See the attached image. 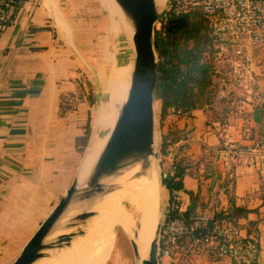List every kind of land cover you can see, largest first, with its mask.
I'll list each match as a JSON object with an SVG mask.
<instances>
[{
  "label": "crops",
  "instance_id": "crops-1",
  "mask_svg": "<svg viewBox=\"0 0 264 264\" xmlns=\"http://www.w3.org/2000/svg\"><path fill=\"white\" fill-rule=\"evenodd\" d=\"M59 28L73 52L76 35L58 0H26L0 36V264L12 263L71 185L84 158L77 138L89 104L82 100L79 109L61 110L63 97L78 89L79 71L72 52L59 46ZM237 90L223 92L234 95ZM263 99L221 97L219 105L195 108L172 122L163 120L160 99L156 109L158 134L162 139L181 135V158L192 168L177 192L181 211H195L216 198L228 211L217 217L234 218L245 233L259 238L258 264H264ZM97 121L96 116L95 125ZM170 193L163 185V211ZM234 208L238 210L230 216ZM190 240H181V264H234L210 250L191 251ZM160 264L174 263L163 257Z\"/></svg>",
  "mask_w": 264,
  "mask_h": 264
},
{
  "label": "built area",
  "instance_id": "built-area-1",
  "mask_svg": "<svg viewBox=\"0 0 264 264\" xmlns=\"http://www.w3.org/2000/svg\"><path fill=\"white\" fill-rule=\"evenodd\" d=\"M25 1L0 0V36L8 25L15 22ZM196 11L201 12L210 36L212 73L209 88L219 81L220 93L227 88L247 90L256 73L253 49L264 46V0H169L155 23L156 33L165 35L171 19L192 15ZM222 95L224 92L214 96L205 106L219 105ZM185 113L182 107L169 105L163 120L172 122ZM183 143L181 135L164 141L159 157L162 180L177 176ZM185 164V172H191L190 164ZM229 165L232 169L231 162ZM231 176H235L233 170ZM176 206L178 214L169 216L167 208L161 223L160 259L167 257L174 264H181V240L190 237L191 251L210 250L216 255L230 257L234 264H258L259 238L245 233L234 218H218V213L228 214V211L216 198L205 201L188 215L181 211L180 205Z\"/></svg>",
  "mask_w": 264,
  "mask_h": 264
},
{
  "label": "water",
  "instance_id": "water-1",
  "mask_svg": "<svg viewBox=\"0 0 264 264\" xmlns=\"http://www.w3.org/2000/svg\"><path fill=\"white\" fill-rule=\"evenodd\" d=\"M115 1L121 8L132 31L130 35L126 30H121L126 33L129 48L121 50L120 53L124 56L125 62L132 63V70L119 119L96 168L91 173V179L87 181V185L79 184L77 173L71 185L27 239L11 264H38V262L51 257L59 247L70 243L71 235L66 232L51 238L57 230V223L63 221L66 225L64 228L68 229L70 225L77 224L96 214L95 210H83L75 213H70V211L76 203L82 204L91 201L118 187L119 183L115 181V178L130 166L139 163L140 170L136 172V175H141L146 173V170L151 166L153 157L157 158L160 182L161 186L163 185L160 176V151L157 148L158 118L156 109L160 97L157 94L159 58L155 46V23L169 0H166L162 8L157 7L156 0ZM186 22V16L177 17L170 20L169 26L176 27ZM119 34L120 32L117 34L118 37ZM165 44L169 49L170 43L165 42ZM165 215L166 211L162 210L155 236L145 258H140L137 240L139 232L137 228H134L131 242L140 264H160L159 234Z\"/></svg>",
  "mask_w": 264,
  "mask_h": 264
},
{
  "label": "bare ground",
  "instance_id": "bare-ground-1",
  "mask_svg": "<svg viewBox=\"0 0 264 264\" xmlns=\"http://www.w3.org/2000/svg\"><path fill=\"white\" fill-rule=\"evenodd\" d=\"M165 2L166 0H156L157 7L162 8ZM118 21H120V26L125 22L121 13ZM128 26L131 35L129 23ZM117 67L118 71L114 76L113 70ZM114 68L112 72L101 76V87L105 89L106 97L103 103H100V112H102L98 114L100 117L95 125L92 142L90 138L78 171L79 184L82 186H86L87 181L91 179V173L96 168L112 135L120 116L122 103L127 95L132 63L119 59ZM152 160L146 173L136 175V172L140 170V164H134L115 178V181L119 183L118 187L91 201L82 204L76 203L72 206L70 213L95 210L96 214L77 224L70 225L68 229L64 228L66 225L63 221L57 223V230L51 238L66 232L71 235L70 243L59 247L51 257L38 262V264H108L116 243L117 231L122 226L126 228L131 238L134 235V228L138 229V245L147 249L146 252L140 254V258H145L155 236L163 209L162 194L160 214V179L158 181L160 177L157 175V158L153 157ZM142 247L140 250H143Z\"/></svg>",
  "mask_w": 264,
  "mask_h": 264
},
{
  "label": "rangeland",
  "instance_id": "rangeland-1",
  "mask_svg": "<svg viewBox=\"0 0 264 264\" xmlns=\"http://www.w3.org/2000/svg\"><path fill=\"white\" fill-rule=\"evenodd\" d=\"M110 1L113 2V0H58L62 15L67 19L71 31L76 35V45L78 47L77 49H73V52L71 51L70 48L72 47L67 45L61 34L60 28L58 35L61 36L62 39H60L59 46L66 48L69 53L72 52L70 54L73 58L72 62L79 71L77 77L78 89L75 93L73 92L72 94L63 97L61 110L65 111L70 107L73 109H79L78 105L79 103L81 104L82 100H84L86 104H89V106H84V122L81 124L83 133L77 138V149L80 151V154L82 153L81 159L84 156V151L87 147L90 135H92V142L95 129V119L101 110L100 103H103V100L106 97V91L101 87V76L103 77L104 74L112 72L115 63L120 59L119 52L125 48H129L126 33L120 31L119 37L117 35L119 33V27L121 30H126L129 33L128 23L117 2L114 0L115 3L111 5ZM120 13L125 21L122 26H120V21H118ZM68 46L70 48H68ZM253 53L256 61V73L253 78H251L249 84V88H251L252 91L247 93L246 91L237 90L238 93L234 95L231 93L233 91H230L226 93V95H222V97L234 99L239 102H241V99H247L248 95L254 99L264 98V46L254 48ZM117 71L118 67L116 69L114 68V76ZM220 87L221 82L215 81L214 86L211 89L212 98L215 95L217 96V94H220ZM85 97L87 100H85ZM99 117L100 115H98V119ZM169 137H172V135L170 134ZM162 142V137L158 134L157 148L159 151L163 150ZM158 168L157 164V175H159ZM159 179L160 178H158V181ZM159 191L162 195L163 185L160 189V182ZM159 213L161 214L160 211ZM140 247L142 246L139 245V255L147 250L143 247V250H140ZM119 259L121 264H140L132 246L131 236L124 226L120 227L117 231L116 243L108 264H110L111 260L114 264H118Z\"/></svg>",
  "mask_w": 264,
  "mask_h": 264
},
{
  "label": "trees",
  "instance_id": "trees-1",
  "mask_svg": "<svg viewBox=\"0 0 264 264\" xmlns=\"http://www.w3.org/2000/svg\"><path fill=\"white\" fill-rule=\"evenodd\" d=\"M187 22L183 25L166 29L165 35L156 33L155 46L159 56V76L157 82V94L161 100V114L164 116L169 105H177L185 112L200 108L212 99L211 88V43L207 26L201 12L196 11L187 15ZM165 42L170 43L166 48ZM93 103V101L91 100ZM162 148L164 149V141ZM88 146V145H87ZM186 164L181 158L177 170V176L166 178L163 185L170 189V203L167 214H178L180 202L176 190L184 187V175ZM234 208L230 216L236 214ZM191 209L183 211L188 215ZM226 216H219L223 218Z\"/></svg>",
  "mask_w": 264,
  "mask_h": 264
}]
</instances>
